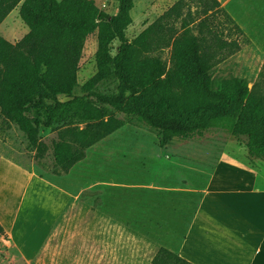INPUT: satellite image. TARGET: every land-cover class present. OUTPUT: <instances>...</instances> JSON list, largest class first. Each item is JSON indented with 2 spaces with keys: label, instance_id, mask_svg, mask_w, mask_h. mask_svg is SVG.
I'll return each mask as SVG.
<instances>
[{
  "label": "trees",
  "instance_id": "trees-1",
  "mask_svg": "<svg viewBox=\"0 0 264 264\" xmlns=\"http://www.w3.org/2000/svg\"><path fill=\"white\" fill-rule=\"evenodd\" d=\"M198 1L197 16L186 0H176L129 40L134 0H117L112 15L94 0H0V24L19 6L28 29L14 44L0 37L1 121L23 132L36 160L50 149L56 174L68 173L89 147L134 121L155 130L160 147L223 122L249 158L264 161V65L251 87L238 76L215 78L213 67L240 47L224 38L218 16L241 28L219 0ZM91 34L96 72L78 94L79 61ZM166 48L168 60L161 56ZM105 80L113 81V91L96 90ZM41 128L56 131L50 145ZM152 264L194 263L160 247Z\"/></svg>",
  "mask_w": 264,
  "mask_h": 264
},
{
  "label": "rangeland",
  "instance_id": "rangeland-1",
  "mask_svg": "<svg viewBox=\"0 0 264 264\" xmlns=\"http://www.w3.org/2000/svg\"><path fill=\"white\" fill-rule=\"evenodd\" d=\"M175 1L134 0L126 37L133 39ZM186 1L197 16L201 3ZM243 1L244 9L238 0H229L224 7L241 31L235 30L231 21L221 14L218 16L223 21L224 38L237 40L240 47L218 62L212 72L215 78L241 77L251 87L264 65V0ZM94 2L109 15L117 9V0ZM27 30L17 6L0 24V37L14 44ZM96 46L95 34L89 35L79 61L75 88L78 94L82 93L83 83L96 72ZM117 46L118 41H113L112 54ZM169 54V48L161 52L166 60ZM96 90L113 91L114 83L105 80ZM116 115L122 117V114ZM55 137V130L41 128L40 138L48 145ZM173 142L175 146L201 145L199 148L214 159L221 155L238 164L246 163L245 146L228 132L223 122L202 136ZM158 146L155 130L137 121L126 123L89 147L85 157L68 173L56 174L52 171L54 161L50 149L44 159L36 160L23 132L15 124L7 127L0 119V209L14 213L21 205L27 214L30 204L28 197L23 199L28 176L8 165L6 158L42 173L74 196L41 252L40 262L27 263L10 252L0 258V264H152L160 247L179 252L189 217L185 211L172 210L167 205L163 190L156 192L155 200L149 198L147 190V180L165 168L162 162L151 163L148 157ZM35 204L37 213L49 206L52 208L44 196Z\"/></svg>",
  "mask_w": 264,
  "mask_h": 264
},
{
  "label": "crops",
  "instance_id": "crops-1",
  "mask_svg": "<svg viewBox=\"0 0 264 264\" xmlns=\"http://www.w3.org/2000/svg\"><path fill=\"white\" fill-rule=\"evenodd\" d=\"M228 1L219 0L220 6ZM238 1L244 9V1ZM173 141L149 154L151 163L162 162L165 168L147 180V190L152 200L163 190L167 205L189 217L178 254L194 264H264V161L249 158L247 150L243 164L221 155L214 159L201 145L175 146ZM5 161L28 176L23 199L30 204L27 214L21 205L14 213L0 209V258L11 252L27 263L40 262L74 196L42 173ZM43 196L52 208L37 213L35 203Z\"/></svg>",
  "mask_w": 264,
  "mask_h": 264
}]
</instances>
